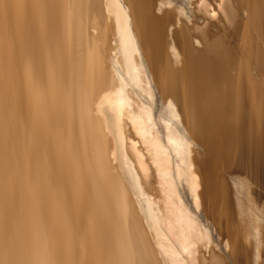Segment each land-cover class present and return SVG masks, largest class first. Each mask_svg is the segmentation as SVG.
<instances>
[{"label":"bare ground","instance_id":"1","mask_svg":"<svg viewBox=\"0 0 264 264\" xmlns=\"http://www.w3.org/2000/svg\"><path fill=\"white\" fill-rule=\"evenodd\" d=\"M0 264H264V0H0Z\"/></svg>","mask_w":264,"mask_h":264}]
</instances>
